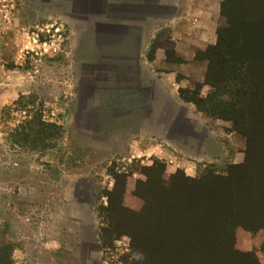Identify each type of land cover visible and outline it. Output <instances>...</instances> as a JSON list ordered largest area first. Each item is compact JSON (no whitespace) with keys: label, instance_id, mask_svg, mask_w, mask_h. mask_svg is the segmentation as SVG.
Returning a JSON list of instances; mask_svg holds the SVG:
<instances>
[{"label":"rangeland","instance_id":"obj_1","mask_svg":"<svg viewBox=\"0 0 264 264\" xmlns=\"http://www.w3.org/2000/svg\"><path fill=\"white\" fill-rule=\"evenodd\" d=\"M220 2L218 42H231L254 91L243 126L165 107L158 112L171 114L167 126H149L152 95L131 88L133 63L86 66L51 4L0 0V247L12 249V264H165L150 234L170 230L169 246L194 255L171 264H264V228L235 225L257 220L264 205V0ZM35 123L45 126V149L21 139L22 126ZM206 171L232 174L203 193L197 181ZM187 201L208 202L217 217L200 221L207 234L184 243L187 219L178 210ZM226 220L234 225L217 245Z\"/></svg>","mask_w":264,"mask_h":264},{"label":"crops","instance_id":"obj_2","mask_svg":"<svg viewBox=\"0 0 264 264\" xmlns=\"http://www.w3.org/2000/svg\"><path fill=\"white\" fill-rule=\"evenodd\" d=\"M42 1L67 24L80 62L88 66L111 59L135 65L126 76L134 82L131 88L152 95L145 106L149 126H167L165 119L176 108L199 114L192 103L179 101L178 90L191 89V83L200 84L199 93L211 88L203 84L206 62L196 54L216 42L221 0ZM163 107L171 111L169 118L159 114Z\"/></svg>","mask_w":264,"mask_h":264},{"label":"trees","instance_id":"obj_3","mask_svg":"<svg viewBox=\"0 0 264 264\" xmlns=\"http://www.w3.org/2000/svg\"><path fill=\"white\" fill-rule=\"evenodd\" d=\"M233 5L234 4L230 5L229 8H232ZM230 19H232L231 16ZM218 41L217 31V39L215 44L208 46L205 52H210L209 56L212 54L214 55L213 58H217V67H219V72L210 74V65L208 64L203 80V84L209 85L212 89H215V92L209 93L205 98H200V84L196 83L195 89L193 90L188 88H180L178 90L179 97L184 102L192 103L197 111L205 113L206 115L222 118L224 117V119L235 121L238 120L241 123L240 126L245 125V123L250 124V120L247 119L245 108L254 91H252V87L248 84V81H246L244 60L240 57L234 56L235 50L234 47L231 46L230 41L226 40L225 42L222 41L221 43ZM197 55V59L209 61L210 57H204L203 52H198ZM226 94L228 96V100L223 99V96H226ZM25 126L26 124L22 126V132L20 133L21 139H23V141H26V143L29 142L32 148L45 149L49 147L48 144L45 143L46 139H48V136H46L44 133L46 129L42 123H35L34 127H30L29 124L26 126V128ZM56 129L57 130L53 132L57 137V135L61 133V128L57 127ZM247 129L250 128L248 127ZM25 131L27 132L25 133ZM230 174H232V172L229 171L228 174H226L227 176L223 178L221 176L218 177L214 175L212 171H206L197 181L198 188L203 193L209 192L214 187L220 186L224 180H227L225 178H227ZM262 174H264V172ZM230 188V194H232V192L234 193L233 197H242V193L239 192V187L237 188L233 183H230L229 189ZM252 190L254 191V187ZM248 191L251 197L253 191L250 192V189ZM261 191L264 192V187ZM200 203L194 207L192 201H187L183 206H179L178 212H184L187 219L186 225L182 228V231L188 235L187 240L184 241V243L195 235L200 234L201 231L207 234L206 228H204V230L199 228L198 224L200 221L204 220L206 222H211L213 218L216 219L217 217V214L214 211H210V204L208 202H203L201 205ZM241 205H243V203ZM239 206L240 205L235 204L233 207L238 209ZM233 207L232 211H234ZM260 209L261 212L257 220L239 218L235 219V225H241L247 230H253L257 227L264 228V205L263 207H260ZM237 211L233 213H239ZM233 225V220L225 221L223 228H221L219 240L217 239V245L224 243L222 241L226 242V236L231 233V228ZM156 233L151 232L150 236L152 239H155L157 244L155 249L157 251L155 253L157 254V257L161 259V262H167L165 264H171L172 262H177L178 260H194V255L186 253L185 247L187 245L182 246L178 242H175L177 243L175 248L169 246V239L174 237L172 230L168 231V236L165 233L159 235ZM11 250L12 249L10 247H0V264L13 263L11 258Z\"/></svg>","mask_w":264,"mask_h":264}]
</instances>
